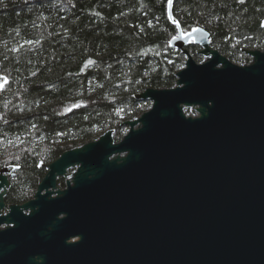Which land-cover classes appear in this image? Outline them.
I'll use <instances>...</instances> for the list:
<instances>
[{
  "label": "water",
  "instance_id": "obj_1",
  "mask_svg": "<svg viewBox=\"0 0 264 264\" xmlns=\"http://www.w3.org/2000/svg\"><path fill=\"white\" fill-rule=\"evenodd\" d=\"M172 1L184 67L134 96L151 105L119 142L107 130L63 152L5 216L18 167L0 170V264H264V50L231 62L202 28L182 33Z\"/></svg>",
  "mask_w": 264,
  "mask_h": 264
},
{
  "label": "trees",
  "instance_id": "obj_2",
  "mask_svg": "<svg viewBox=\"0 0 264 264\" xmlns=\"http://www.w3.org/2000/svg\"><path fill=\"white\" fill-rule=\"evenodd\" d=\"M169 0H0V170L12 169L6 205L21 204L63 152L113 130L119 142L150 102L172 88L185 57L170 47ZM183 34L202 28L236 64L264 50V0H173ZM188 52L200 63V48Z\"/></svg>",
  "mask_w": 264,
  "mask_h": 264
},
{
  "label": "flooded vegetation",
  "instance_id": "obj_3",
  "mask_svg": "<svg viewBox=\"0 0 264 264\" xmlns=\"http://www.w3.org/2000/svg\"><path fill=\"white\" fill-rule=\"evenodd\" d=\"M42 164V163H41ZM45 165H47V164H42V166L41 167H39V168H44L45 170H46V172H47V169L45 168ZM11 170V169H10ZM12 172V171H11ZM73 172V170H68L67 171V177L66 178H61V177H59V178H57V180H56V184H57V187L60 189V190H63V189H65L66 188V181L68 180V179H70V174ZM46 174V173H45ZM10 176H12V174H10ZM39 185V184H38ZM37 185V186H38ZM37 186H36V189H37ZM36 189H35V191H34V193H33V195L35 194V192H36ZM29 201V200H28ZM27 202V201H26ZM4 203H5V198H4ZM25 203V202H24ZM24 203H22V204H24ZM5 205H6V203H5ZM10 205H16V204H10ZM18 205H21V204H18ZM8 206L9 205H6L2 210H1V215L2 216H5V215H7L8 213H9V208H8ZM29 212L28 211H26V212H24V214L25 215H27ZM59 218H62L61 216L59 217ZM3 228H5V225H2L1 227H0V229H3ZM79 240V238L78 237H74V238H72V239H70L68 242L69 243H75V242H77Z\"/></svg>",
  "mask_w": 264,
  "mask_h": 264
},
{
  "label": "rangeland",
  "instance_id": "obj_4",
  "mask_svg": "<svg viewBox=\"0 0 264 264\" xmlns=\"http://www.w3.org/2000/svg\"><path fill=\"white\" fill-rule=\"evenodd\" d=\"M249 58H250V57H249ZM250 60H251V58H250ZM235 64H236V63H235ZM237 65H244V64H237ZM185 112H186L187 115H194V112H193L191 109H187V110H185ZM48 164H49V163H48ZM11 174H12V172H11ZM12 175H13V174H12ZM12 179H13V177L9 175V178H8L9 184H10V181H12ZM10 189H11V188H9V190H8V192H7V195H8V193H9ZM33 193H34L33 191L30 193V194H31V197H29L28 200H31V199H32V197H33ZM7 195H6V196H7ZM6 196H5V197H6ZM28 200H27V201H28ZM23 203H24V202H23ZM25 203H26V201H25ZM21 204H22V203H21Z\"/></svg>",
  "mask_w": 264,
  "mask_h": 264
},
{
  "label": "bare ground",
  "instance_id": "obj_5",
  "mask_svg": "<svg viewBox=\"0 0 264 264\" xmlns=\"http://www.w3.org/2000/svg\"><path fill=\"white\" fill-rule=\"evenodd\" d=\"M150 105H151V103H150Z\"/></svg>",
  "mask_w": 264,
  "mask_h": 264
}]
</instances>
